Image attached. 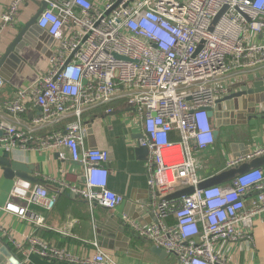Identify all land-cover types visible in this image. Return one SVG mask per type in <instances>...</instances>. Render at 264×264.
<instances>
[{
	"label": "built area",
	"instance_id": "1",
	"mask_svg": "<svg viewBox=\"0 0 264 264\" xmlns=\"http://www.w3.org/2000/svg\"><path fill=\"white\" fill-rule=\"evenodd\" d=\"M25 1L13 0L2 17L4 25L17 22ZM39 1L47 7L37 26L54 42L49 70L38 82L19 89L3 108L16 119L29 105L40 114L27 127L0 119V153L54 150L59 159H71L83 168L81 186L63 187L90 207L115 210L125 199L109 188V152L86 147L83 117L90 108L125 100L144 129L139 146L149 150L146 174L156 220L124 221L137 237L175 255L179 264H232L217 247L252 239L256 221L264 215V169L197 190L204 179L196 154L216 143L209 109L231 90L223 79L264 69V0ZM3 86L0 77V93ZM70 117L74 120L65 130L38 134ZM261 155L264 147L255 155L233 159L229 168ZM188 187L196 188L192 195L165 200ZM250 194H255L252 208L247 207ZM56 204V196L44 185L16 179L0 210L37 230L45 227V219L30 209L51 212ZM169 219L174 224H168ZM0 233L22 262L37 254L72 264H116L98 248L81 256L36 235L19 238L6 227H0Z\"/></svg>",
	"mask_w": 264,
	"mask_h": 264
},
{
	"label": "crops",
	"instance_id": "2",
	"mask_svg": "<svg viewBox=\"0 0 264 264\" xmlns=\"http://www.w3.org/2000/svg\"><path fill=\"white\" fill-rule=\"evenodd\" d=\"M36 1L39 0H26L21 6L17 22L14 25H4L2 17L13 0H0V61L13 43L18 31L31 20L36 12ZM96 1L104 3L107 0ZM31 39L33 46H27L24 49L21 56L23 59L18 62L10 60L4 65L3 72L7 78L0 75L4 81L0 93V119L5 118L19 127H27L31 119L40 114L39 108L29 105L28 112L16 119L3 107L5 103L14 99L19 89L38 82L47 74L54 47L52 38L46 34L39 37L31 35ZM262 77H264L263 68L241 71L226 76L223 84L229 86V89H234L245 82ZM112 107V113H108L103 106L86 111L83 117V124L87 131L85 144L87 148H99L109 152L110 158L107 164L110 171L109 188L125 199L124 203L115 209L114 215L121 220L128 217L139 224H150L156 219L153 214L143 210L151 200L146 174L148 156L141 157L131 153V149L138 147L139 141L144 138V129L136 121L133 108H130L125 100H116L112 103ZM235 114L243 115L244 112L237 111ZM73 120L70 117L38 134L46 135L63 131ZM177 137L176 132L172 133L174 140ZM232 144L238 145L237 153L248 149L250 155H255L264 147V119L252 120L248 125L223 128L222 135L216 140L215 145L205 152L196 154L199 174L204 180L229 168V164L234 159ZM244 145L247 149H244ZM2 155L3 153H0V157ZM11 155L16 161L36 167L33 174L37 179L36 184L44 185L51 195L56 196L57 204L51 212L38 206L30 209L44 217L45 227L43 228L36 230L29 223L20 221L18 217L3 210H0V227L13 230L19 238L24 235H36L51 245L67 248L81 256H87L98 248L111 257L116 264H179L177 257L173 254L168 253V256L163 259L153 254L150 249L154 245L137 236L138 239L132 238L130 231L119 234L110 225L111 210L99 204L90 207L87 201L72 193L66 186H62V184L69 186L83 184L81 164L71 159L66 161L59 159L54 150L37 152L17 149ZM15 180L5 179L4 170L0 166V208L8 202ZM254 197L255 194L248 195V208H252L251 200ZM167 222L174 224L172 219ZM130 230L133 231L131 228ZM118 236H120L119 239ZM0 240L11 249L15 256L22 258L1 233ZM216 252L226 256L232 264H264V215L257 219L251 240H243L236 244L222 243L218 245ZM3 262L10 264L7 258ZM22 263L72 264L44 259L37 254H32Z\"/></svg>",
	"mask_w": 264,
	"mask_h": 264
},
{
	"label": "water",
	"instance_id": "3",
	"mask_svg": "<svg viewBox=\"0 0 264 264\" xmlns=\"http://www.w3.org/2000/svg\"><path fill=\"white\" fill-rule=\"evenodd\" d=\"M36 12L32 16L31 20L18 31L13 43L10 45L5 55H3L0 61V75L5 76L3 72L4 65L8 61H20L24 49L27 46H33L31 35L39 37L42 34L48 35L37 26V19L42 11L47 7L45 1H36ZM118 5V4H117ZM116 5V6H117ZM115 6V7H116ZM222 14V13H221ZM221 14L216 18V21L220 18ZM215 21V22H216ZM49 36V35H48ZM53 41V39H52ZM5 78H7L5 76ZM241 106V107H240ZM244 112L243 115L235 114V112ZM209 117L214 124V136L219 139L222 135L223 128L231 127L235 125H248L252 120L264 119V77L251 80L231 89L230 92L216 101L215 107L209 109ZM246 117V120H245ZM243 119V121H240ZM3 132L0 131V137ZM236 144H232L231 147L234 152V159L246 157L250 155V151L244 145V152L237 153ZM243 146V145H242ZM131 153H135L138 156H149V150L147 147L138 146L131 149ZM0 166L4 170V177L7 180L13 181L15 179H22L29 181L33 184L37 183V179L33 176L36 167L16 161L12 158L11 153H4L0 157ZM264 167V155L255 156L254 158L243 162L242 164L228 168L221 171L205 180H203L198 186L197 190H204L212 186L226 185L235 180L236 177L243 175L253 169H259ZM38 169V168H37ZM196 188L188 187L180 190L165 198L166 201H172L180 199L184 196H190L195 192ZM148 214H153L152 211V199L143 209ZM114 211V212H113ZM112 214L109 217L110 225L119 232V234L131 233L132 238L138 239L134 231L130 230V226L124 221L116 217L115 210H111ZM120 236H118V239ZM0 264H4L5 258H7L10 264H24L22 260L15 256L11 249L0 240ZM150 251L161 259L168 256V252L157 246H152Z\"/></svg>",
	"mask_w": 264,
	"mask_h": 264
},
{
	"label": "trees",
	"instance_id": "4",
	"mask_svg": "<svg viewBox=\"0 0 264 264\" xmlns=\"http://www.w3.org/2000/svg\"><path fill=\"white\" fill-rule=\"evenodd\" d=\"M103 107H105V108H106V110H107L108 108H113V107H112V104H109V105H104Z\"/></svg>",
	"mask_w": 264,
	"mask_h": 264
}]
</instances>
